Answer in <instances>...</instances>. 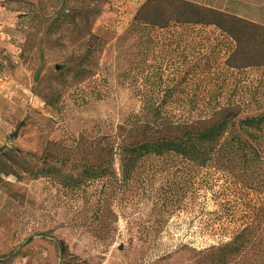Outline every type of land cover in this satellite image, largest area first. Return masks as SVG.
<instances>
[{"label":"rangeland","instance_id":"rangeland-1","mask_svg":"<svg viewBox=\"0 0 264 264\" xmlns=\"http://www.w3.org/2000/svg\"><path fill=\"white\" fill-rule=\"evenodd\" d=\"M142 23L219 29L234 44L230 67L264 69V21L195 0H0V264H197L198 248L211 243L196 229L199 206L114 207L107 233L100 222H79L82 199L27 172L42 162L96 164L121 147L264 111L263 94L250 110L156 129L139 122L140 104L120 75Z\"/></svg>","mask_w":264,"mask_h":264},{"label":"trees","instance_id":"trees-1","mask_svg":"<svg viewBox=\"0 0 264 264\" xmlns=\"http://www.w3.org/2000/svg\"><path fill=\"white\" fill-rule=\"evenodd\" d=\"M195 1L264 21V0ZM133 32L120 78L140 104L139 122L156 129L261 106L253 97L264 94V69L230 67L234 44L219 29L142 23ZM27 172L82 199L79 222H100L107 233L118 220L114 207L149 202L152 211L175 213L199 206L196 229L211 243L198 248L197 264H264V111L176 140L121 147L96 164L42 162Z\"/></svg>","mask_w":264,"mask_h":264},{"label":"water","instance_id":"water-1","mask_svg":"<svg viewBox=\"0 0 264 264\" xmlns=\"http://www.w3.org/2000/svg\"><path fill=\"white\" fill-rule=\"evenodd\" d=\"M67 11L65 9H61V11L59 12V15L62 16L63 14H65ZM17 136V132L14 133L12 136H11V139H14L15 137Z\"/></svg>","mask_w":264,"mask_h":264},{"label":"bare ground","instance_id":"bare-ground-1","mask_svg":"<svg viewBox=\"0 0 264 264\" xmlns=\"http://www.w3.org/2000/svg\"><path fill=\"white\" fill-rule=\"evenodd\" d=\"M251 38H252V37H251ZM251 38H250V39H251Z\"/></svg>","mask_w":264,"mask_h":264}]
</instances>
